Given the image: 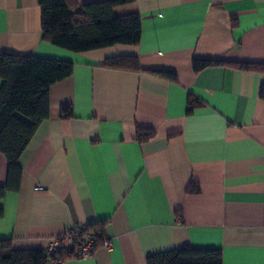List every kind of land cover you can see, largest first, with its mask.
Wrapping results in <instances>:
<instances>
[{"label":"crops","instance_id":"crops-1","mask_svg":"<svg viewBox=\"0 0 264 264\" xmlns=\"http://www.w3.org/2000/svg\"><path fill=\"white\" fill-rule=\"evenodd\" d=\"M63 1L75 11L99 0ZM132 13L138 44L76 53L42 39L38 0H0V54L73 64L49 87L48 116L18 158V190L0 198V239L45 250L71 226L100 223L110 246L61 264H146L185 245L220 250L222 264H264V71L192 67L194 59L264 63V0L113 7ZM122 55L140 70L103 66ZM189 96L202 103L191 113ZM65 106L72 117L62 116ZM137 127L154 135L140 142ZM7 166L0 152V187ZM191 183L198 192H187Z\"/></svg>","mask_w":264,"mask_h":264},{"label":"trees","instance_id":"trees-1","mask_svg":"<svg viewBox=\"0 0 264 264\" xmlns=\"http://www.w3.org/2000/svg\"><path fill=\"white\" fill-rule=\"evenodd\" d=\"M131 0H99L70 10L63 0H38L41 8V37L44 41L72 52H85L115 45H136L140 40L141 22L137 13L114 15L113 7ZM221 63L239 70L264 71V63L219 62L211 60L192 61L194 71ZM103 66L111 69L140 70L134 56H116L103 61ZM73 64L49 58H37L15 54H0V152L7 161V181L0 187V198L8 191H17L21 169L17 163L39 124L48 116L49 87L70 76ZM147 72L176 81V74L168 70H146ZM264 98V86L260 90ZM201 101L189 96L187 113H191ZM63 117H72L71 108L61 110ZM154 135L151 129L137 127L138 141H147ZM195 184H190L187 192H198ZM2 211L0 209V217ZM181 219V213H177ZM74 226L77 244L89 234L96 237L98 247L106 237L102 224ZM73 258L63 250L48 255L44 249H13L7 239H0V264H51ZM146 264H222L221 251L213 248L197 249L185 245L178 249L154 253L146 257Z\"/></svg>","mask_w":264,"mask_h":264},{"label":"built area","instance_id":"built-area-1","mask_svg":"<svg viewBox=\"0 0 264 264\" xmlns=\"http://www.w3.org/2000/svg\"><path fill=\"white\" fill-rule=\"evenodd\" d=\"M37 188L40 189L41 187ZM81 229H85V225H82ZM76 240L74 226H71L67 228L63 234L51 238L45 250L48 255H55L59 251L63 250L65 254L71 255L75 259H83L90 256L97 248L95 245L96 237L92 233L81 239V244H77ZM102 245L109 247V239L105 238L102 240ZM51 264H61V261L56 260Z\"/></svg>","mask_w":264,"mask_h":264}]
</instances>
